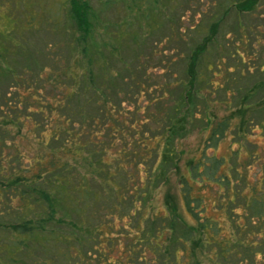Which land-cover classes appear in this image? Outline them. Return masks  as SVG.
Masks as SVG:
<instances>
[{
  "label": "trees",
  "instance_id": "1",
  "mask_svg": "<svg viewBox=\"0 0 264 264\" xmlns=\"http://www.w3.org/2000/svg\"><path fill=\"white\" fill-rule=\"evenodd\" d=\"M47 1L0 0V264H264V0Z\"/></svg>",
  "mask_w": 264,
  "mask_h": 264
},
{
  "label": "rangeland",
  "instance_id": "2",
  "mask_svg": "<svg viewBox=\"0 0 264 264\" xmlns=\"http://www.w3.org/2000/svg\"><path fill=\"white\" fill-rule=\"evenodd\" d=\"M57 1L58 0H48L46 2V4L48 7L57 8L58 7ZM94 1H95V3H98V0H94ZM263 5H264V3H263ZM258 11H262L264 13V10L262 8H260ZM258 11L255 13L245 12L244 17H243L244 23H246L247 25H253V28H254L252 33L247 35L249 37V39H248L249 42L247 43L248 49L245 48L246 58L249 61V65L254 66V67L256 65H258L259 62H264V50H263L264 49V33L263 34L261 33L264 29V14H262V16H258L259 15ZM235 17H236V12H232L228 16L222 30H225L228 27H230L234 23ZM257 25H261L262 27H259ZM260 29H261V32L259 34ZM255 32L257 34H259L258 39H256V37H255ZM45 36L46 35L43 34V37H45ZM39 38H40V35L37 37V39L39 40ZM233 62H236V61L233 60ZM254 67H253L252 73L255 71ZM233 75H234V72L230 75L231 77L229 78V82L231 85L235 86L236 82H235V77L233 78ZM235 75H237V74H235ZM261 117L262 116H261L260 112H258L254 115V119H256V120L260 119ZM208 130L209 129H207V130H201V129L198 130L197 129L195 132L191 133L188 138H186L184 140L183 144L181 145V148L183 150V154H182V158L179 162L180 171L178 173L174 172L171 175L169 182L167 183V185H165V187L163 188V190H161V192L159 194V197H163L162 199L169 197L172 201H174V205L176 206V212L180 216H181V214L183 216L185 215V217L188 219V221H191V222L193 221V219H191V216L188 215V213L184 212L183 207H182L183 200L181 198L179 177L181 176V173L187 171V164L191 160V158L197 157L199 155L200 148L203 147V141H204L205 137H207V135H208ZM232 136H231V134H229L227 140L221 144V146L219 147L218 150H216V152L219 155H225L229 158L230 147L231 148L232 147L233 148L239 147L235 144L233 146L231 145L232 144V142H231ZM246 136L248 137L247 139L249 142L258 143L257 152H263L264 151L263 150L264 149V132L259 127H257L254 131H248L246 133ZM247 146H248V149L253 148L250 144H247ZM247 156H248V152H246L245 147H243V149L241 151L240 160L241 161L245 160ZM252 167H257V166H252ZM252 171H254L253 168H252ZM157 205L159 207H161L165 213L168 212L167 209H165L163 203H160V204L158 203ZM168 214H169V216H171L169 212H168ZM213 214L214 213H212L211 215H213ZM226 228H227V230H229V228H230L229 222L226 223Z\"/></svg>",
  "mask_w": 264,
  "mask_h": 264
}]
</instances>
